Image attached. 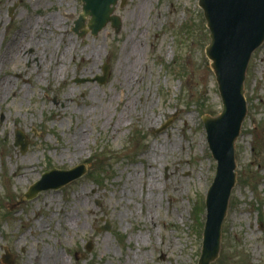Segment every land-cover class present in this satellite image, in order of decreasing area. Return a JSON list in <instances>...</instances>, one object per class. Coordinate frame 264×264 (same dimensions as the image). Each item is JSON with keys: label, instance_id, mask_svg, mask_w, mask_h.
I'll return each instance as SVG.
<instances>
[{"label": "rangeland", "instance_id": "374dc122", "mask_svg": "<svg viewBox=\"0 0 264 264\" xmlns=\"http://www.w3.org/2000/svg\"><path fill=\"white\" fill-rule=\"evenodd\" d=\"M121 2L113 13L120 32L109 23L93 36L74 32L83 0H0V81L8 86L0 97V264L6 249L13 264L202 257L218 168L203 117L223 111L204 11L199 0ZM135 16L141 51L131 85L119 69ZM108 63L107 83L78 82L103 76ZM246 76L238 179L211 264H264V44ZM81 165L88 174L80 180L16 206L46 173Z\"/></svg>", "mask_w": 264, "mask_h": 264}, {"label": "water", "instance_id": "95a60500", "mask_svg": "<svg viewBox=\"0 0 264 264\" xmlns=\"http://www.w3.org/2000/svg\"><path fill=\"white\" fill-rule=\"evenodd\" d=\"M119 0H83V12L75 22L74 32L85 29L82 35L90 32L98 34L110 23L119 33L122 25L120 17L113 14ZM122 0V6H125ZM200 8L204 11L208 30L211 33L210 46L206 55L212 61V69L217 77L220 97L223 101V112L217 117L204 116L208 144L214 159L218 163L215 181L209 188L206 198V227L202 257L198 264H211L219 258L222 228L228 215L230 197L237 184L236 140L241 134L248 109L245 98V81L249 63L255 51L264 44V0H200ZM17 7L10 10V15ZM90 21L86 24L87 18ZM88 27V28H87ZM103 76L95 79L78 80L86 83H107L110 76L109 63L104 66ZM175 117L160 131L166 130ZM17 146L24 152L29 144L26 135L18 132ZM86 165L78 166L70 171L52 170L32 186L26 200H34L42 192L70 185L80 180L88 172ZM25 200L16 206H21ZM109 225L104 231H110ZM91 251V249H88ZM14 258L6 249L3 264H13Z\"/></svg>", "mask_w": 264, "mask_h": 264}, {"label": "bare ground", "instance_id": "6f19581e", "mask_svg": "<svg viewBox=\"0 0 264 264\" xmlns=\"http://www.w3.org/2000/svg\"><path fill=\"white\" fill-rule=\"evenodd\" d=\"M133 21H135L132 25V28L133 27H136L138 26L137 30L134 32H132L131 30V34H130V38L128 39V41L126 42L125 44V49H124V59L121 60L120 62V69L121 70V74L123 73L124 76H123V80L126 82V83H130L131 85L133 84V77L134 75L132 76L133 74V71H135L133 69V67L138 63L137 62V56L139 55L140 51H141V47H139L140 45V41L138 40V36H137V32L140 30V28L142 27V25H139V19L137 18V16H135L133 18ZM96 53H97V50L94 49L90 52L89 54V59L91 58H94L96 56ZM7 82L1 80L0 81V97L3 95L4 93V90L6 89L7 91ZM128 110L125 112L127 113ZM147 120H149V117L147 118ZM118 127H119V123H118ZM79 146L83 145L81 144V142L78 143ZM132 180H135V178H131ZM150 187L151 189L154 191L155 189L154 188V185H153V182H151L150 184ZM53 203H55V199L53 201Z\"/></svg>", "mask_w": 264, "mask_h": 264}]
</instances>
